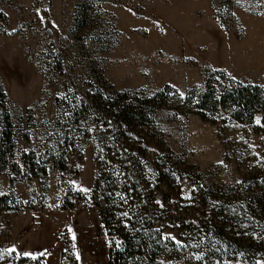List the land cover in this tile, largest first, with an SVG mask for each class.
Here are the masks:
<instances>
[{
    "label": "rangeland",
    "instance_id": "374dc122",
    "mask_svg": "<svg viewBox=\"0 0 264 264\" xmlns=\"http://www.w3.org/2000/svg\"><path fill=\"white\" fill-rule=\"evenodd\" d=\"M252 87L264 0L0 1V264H111L113 120L164 214L155 264H264V112L231 98Z\"/></svg>",
    "mask_w": 264,
    "mask_h": 264
},
{
    "label": "trees",
    "instance_id": "16d2710c",
    "mask_svg": "<svg viewBox=\"0 0 264 264\" xmlns=\"http://www.w3.org/2000/svg\"><path fill=\"white\" fill-rule=\"evenodd\" d=\"M251 89L252 94L244 95L243 91H238L231 98L240 104L245 113L254 110L264 112V96L256 94L258 87ZM110 113L114 114L112 109ZM113 122L116 132L110 142L118 151L116 164L112 171L105 173V177L98 176L93 187L96 205L108 235H116L120 239L117 246H112L111 264H155L156 250H162V233L158 226L164 214L159 212L152 193L142 181L138 160L131 152L134 151L131 148V133L125 121ZM223 227L212 228L223 231ZM213 234L207 229V239Z\"/></svg>",
    "mask_w": 264,
    "mask_h": 264
},
{
    "label": "snow or ice",
    "instance_id": "6c2138e0",
    "mask_svg": "<svg viewBox=\"0 0 264 264\" xmlns=\"http://www.w3.org/2000/svg\"><path fill=\"white\" fill-rule=\"evenodd\" d=\"M257 123L258 124L260 123L259 119L257 120ZM80 191L86 192L87 189L81 188ZM71 231H72V229L69 228V232H71ZM75 238H76L75 235H73L72 239L75 240ZM73 247H75V245H73ZM7 251L8 252H15L16 249L13 247V248L8 249ZM24 255L28 256V255H31V254L30 253H24ZM40 255H44V253H41ZM79 258H80L79 255H77V260H79ZM32 259H36V257L35 256H32Z\"/></svg>",
    "mask_w": 264,
    "mask_h": 264
},
{
    "label": "built area",
    "instance_id": "2783aa9c",
    "mask_svg": "<svg viewBox=\"0 0 264 264\" xmlns=\"http://www.w3.org/2000/svg\"><path fill=\"white\" fill-rule=\"evenodd\" d=\"M0 1L16 2V1H18V0H0ZM32 21H33V22H36V19L34 18V19H32Z\"/></svg>",
    "mask_w": 264,
    "mask_h": 264
}]
</instances>
